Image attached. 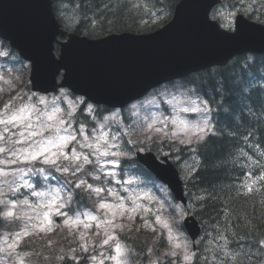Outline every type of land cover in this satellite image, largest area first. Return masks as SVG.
<instances>
[{
  "label": "rangeland",
  "instance_id": "374dc122",
  "mask_svg": "<svg viewBox=\"0 0 264 264\" xmlns=\"http://www.w3.org/2000/svg\"><path fill=\"white\" fill-rule=\"evenodd\" d=\"M262 2L244 1L249 11L254 7L260 13L264 10ZM165 17L164 14L157 16L148 25L143 23V28L157 26ZM15 61L8 62L16 65ZM18 74L23 73L12 71L7 77L13 81L4 80L0 65V87L11 83L13 87L0 102V148H8L5 141L10 133L13 141H19L15 144L16 156L11 150L0 152V186L4 190L14 188L0 195V201H4L0 203L4 213L0 264H59L66 259H74L79 264H132L122 237L133 236L138 231H142L143 239H148L144 252L140 251L141 256L146 255V264H159L167 256L172 264H193L190 246L176 233L165 206L173 208L179 219L183 210L168 203L165 188L152 184L155 192H151L131 178L124 183L107 182H116L122 159L130 156L129 147L139 142L149 143L155 138L191 145L198 141L199 129L205 120L211 131L206 104L180 86L161 88L132 105L125 117L115 111L96 118L93 107L85 104V122L77 128L72 117L83 104L69 106L65 100L55 106L42 105L43 114H37L30 107L35 98L26 93V79L23 82ZM16 82L22 86H15ZM71 98L75 101V97ZM41 120L50 127L42 136L29 138L30 132L41 131ZM29 124L33 126L25 131ZM18 130L24 131L21 139ZM181 159L176 157L175 161ZM46 160L49 162L45 163ZM181 164L192 171L197 168L198 160L192 155L182 159ZM88 166H94L96 172L84 174ZM73 186L84 189L97 204L69 212L70 196L66 190ZM21 189L26 191V196L19 201L2 198L18 195ZM56 217L61 218L60 223H56ZM52 233L61 235L60 249H54L55 245L50 242L35 249L27 246L32 237L42 239ZM164 250L167 254H162ZM186 255L190 259L186 260Z\"/></svg>",
  "mask_w": 264,
  "mask_h": 264
},
{
  "label": "water",
  "instance_id": "95a60500",
  "mask_svg": "<svg viewBox=\"0 0 264 264\" xmlns=\"http://www.w3.org/2000/svg\"><path fill=\"white\" fill-rule=\"evenodd\" d=\"M207 1L184 0L177 7L175 19L151 35L111 36L99 41L71 36L57 61L53 42L59 33L66 34L58 28L51 0H0V36L32 62L34 90L55 91L57 76L64 69L63 86L96 103L121 107L165 81L224 65L241 51L224 41L202 43V37H197L196 33L201 36L203 32L208 36L216 33L224 36L209 23L204 9L198 8ZM229 39L264 52V28L247 21L240 20L238 33ZM139 160L169 184L177 197L181 196L176 172L170 164L161 165L152 156H139Z\"/></svg>",
  "mask_w": 264,
  "mask_h": 264
},
{
  "label": "trees",
  "instance_id": "16d2710c",
  "mask_svg": "<svg viewBox=\"0 0 264 264\" xmlns=\"http://www.w3.org/2000/svg\"><path fill=\"white\" fill-rule=\"evenodd\" d=\"M179 1L56 0L54 10L77 33L101 37L141 32L143 15L151 10L149 15L162 9L172 12ZM261 14L264 22V10ZM249 62L234 61L195 76L196 87L214 99L231 136L211 138L201 145V164L188 188L196 201V216L208 232L215 231L216 237L228 241L238 264H264V56ZM253 175L258 178L252 190H243L244 182ZM144 237L138 231L130 239L137 251L146 247ZM145 256L139 253V257Z\"/></svg>",
  "mask_w": 264,
  "mask_h": 264
},
{
  "label": "clouds",
  "instance_id": "9594fccd",
  "mask_svg": "<svg viewBox=\"0 0 264 264\" xmlns=\"http://www.w3.org/2000/svg\"><path fill=\"white\" fill-rule=\"evenodd\" d=\"M5 42L0 39V63H6L8 61H12L16 59V56L12 54V51L9 47L4 46ZM6 58V59H5ZM30 100L33 99L32 97L29 98ZM65 100L68 101L69 106H72L73 103L75 104H83L84 103V98L77 96L75 97V101L71 98L70 90L69 89H61L58 93V95L51 97L49 99H45L43 96H39L35 98V103L32 104L30 107L33 112L42 115L43 114V109L40 107L42 105H48V106H55L57 103H63ZM91 108V104L88 106ZM56 111H60L59 107L55 108ZM21 111H24L23 109ZM41 124V131L40 132H30L29 138L34 135H43L44 130H48L50 126L46 125L43 120L40 121ZM33 125L29 124L25 127V131H27V128L32 127ZM13 134H9L8 139L5 141V144L8 146L7 149L5 148H0V152H5L6 150H11V154L13 156H16L17 150L15 149V144L18 143L19 141H13L11 139V136ZM19 136H24V131H21L18 133ZM8 163H14L15 161H6ZM31 171V169H29ZM5 192L8 191V189L4 190ZM35 194V193H34ZM0 203H4V201H0ZM23 203H27V200H24ZM0 215H4V213H0Z\"/></svg>",
  "mask_w": 264,
  "mask_h": 264
},
{
  "label": "snow or ice",
  "instance_id": "6c2138e0",
  "mask_svg": "<svg viewBox=\"0 0 264 264\" xmlns=\"http://www.w3.org/2000/svg\"><path fill=\"white\" fill-rule=\"evenodd\" d=\"M226 111H227V109H225ZM206 129H208V130H210V128H209V122L207 121V120H205L204 121V123H203V126L199 129V135H198V139L199 140H204V133H205V130ZM194 135H197L196 133H194ZM183 142V141H182ZM36 157L35 156H33V159H35ZM49 161H45V163H48ZM53 163H55V161H53ZM97 191H99V190H97ZM101 207H104V205H101ZM9 215H11V213H9ZM165 227H167V225H165ZM177 247H179V245H177ZM185 259L187 260V259H190V257L189 256H185Z\"/></svg>",
  "mask_w": 264,
  "mask_h": 264
},
{
  "label": "bare ground",
  "instance_id": "6f19581e",
  "mask_svg": "<svg viewBox=\"0 0 264 264\" xmlns=\"http://www.w3.org/2000/svg\"><path fill=\"white\" fill-rule=\"evenodd\" d=\"M245 1H251V0H245ZM253 1V0H252ZM253 9H255L254 7H252L251 8V11H253ZM199 159V157L197 156V160ZM200 164H201V162L200 163H198V166H197V168H199V166H200Z\"/></svg>",
  "mask_w": 264,
  "mask_h": 264
}]
</instances>
